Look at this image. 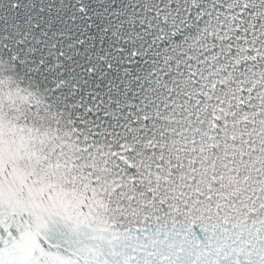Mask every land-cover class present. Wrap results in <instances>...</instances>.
<instances>
[{
  "label": "snow or ice",
  "instance_id": "obj_1",
  "mask_svg": "<svg viewBox=\"0 0 264 264\" xmlns=\"http://www.w3.org/2000/svg\"><path fill=\"white\" fill-rule=\"evenodd\" d=\"M0 264H264V0H0Z\"/></svg>",
  "mask_w": 264,
  "mask_h": 264
}]
</instances>
